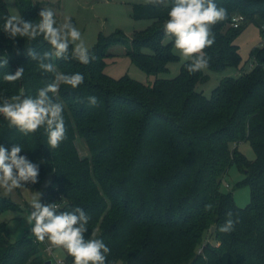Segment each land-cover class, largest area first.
I'll return each instance as SVG.
<instances>
[{"label": "trees", "instance_id": "16d2710c", "mask_svg": "<svg viewBox=\"0 0 264 264\" xmlns=\"http://www.w3.org/2000/svg\"><path fill=\"white\" fill-rule=\"evenodd\" d=\"M215 3L227 10V19L212 26L215 42L204 52L207 68L222 72L242 64L236 40L246 23L264 34V0ZM17 5L23 19L38 22L39 2L17 0ZM170 8L135 10L136 18H149L153 24L135 34L128 53L149 74L157 75L177 59L175 38L163 30ZM238 14L245 22L232 27ZM10 15L5 0H0V60L8 59L7 67L0 68V96L23 90L35 97L54 75L39 69L27 48L39 55L50 51V45L42 36L31 42L9 38L3 24ZM125 41L121 31L101 36L90 49L96 59L87 65L53 59L58 71L84 75L80 86L61 85L54 96L64 105L66 127V139L58 148L48 146L43 127L25 136L0 115V145L10 150L21 144L19 155L39 164L38 183L23 188L38 191L44 186L43 200L56 202L61 211L82 208L91 217L84 238L94 236L109 247L106 264H219L225 254L227 264H264V45L253 49L248 71L225 77L208 97L197 86L209 76L204 70L190 74V60L178 76L157 77L152 84L109 76L108 48ZM18 67L24 68L23 77L6 82L5 73L14 74ZM90 96L97 97L96 106L89 104ZM78 138L86 141L89 157L80 155ZM241 142L251 143L255 160L233 147ZM233 164L244 172L242 183L252 190L246 207H239L233 193L222 189ZM209 203L214 208L206 211ZM16 207L0 193V213ZM229 212L238 223L233 231L220 232ZM47 245L31 236L12 242L7 224L0 221V264H46L51 259ZM67 262L74 263L69 254Z\"/></svg>", "mask_w": 264, "mask_h": 264}, {"label": "clouds", "instance_id": "9594fccd", "mask_svg": "<svg viewBox=\"0 0 264 264\" xmlns=\"http://www.w3.org/2000/svg\"><path fill=\"white\" fill-rule=\"evenodd\" d=\"M148 5L168 7V19L163 30L166 35L173 36L174 47L185 59H190L187 71L195 73L208 67L209 58L204 49L211 47L215 36L211 28L216 23L227 19V10L218 7L215 0H145ZM11 5L12 0H8ZM38 22L26 21L20 15L4 17L3 32L11 39L20 37L31 42L43 37L50 45V51L37 54L28 47L27 55L38 62V67L44 73H52L51 83L38 89L35 97L20 94L11 97L0 96V115L8 121L9 127H16L25 136L35 133L41 127L47 135V144L51 149L58 148L66 139V127L63 117L64 105L54 99L61 85H69L73 89L84 82V75L77 72L65 74L57 70L53 59H75L83 65L96 59L82 39L81 32L74 26L70 17H65L62 23H57L55 13L49 8H43L38 13ZM8 65L5 56L0 60V68ZM24 68L18 67L14 74L5 73L6 82L20 80ZM52 94V95H50ZM92 106L98 104L97 97L87 98ZM23 146L13 144L11 149L0 145V189L5 195H10L16 189L29 184L38 183L39 164L33 163L26 156L19 155ZM40 193L30 202L28 224L31 233L38 241L46 239L50 245L61 247L74 258V264H106L110 253L103 240L84 238L91 217L85 211L76 207L71 211H61L56 203L42 204ZM214 208L212 203L205 206L206 211ZM229 219L220 226L219 231L229 233L235 224L232 213Z\"/></svg>", "mask_w": 264, "mask_h": 264}, {"label": "rangeland", "instance_id": "374dc122", "mask_svg": "<svg viewBox=\"0 0 264 264\" xmlns=\"http://www.w3.org/2000/svg\"><path fill=\"white\" fill-rule=\"evenodd\" d=\"M35 1L39 2L41 10L43 8L51 9L55 13V19L58 24L62 23L65 17H70L74 26L81 32L82 39L89 49L99 42L101 36L110 38L120 31L123 32L126 41L112 44L108 48L110 56L106 58L105 72L112 78L120 79L124 76H129L145 84H152L157 77L170 79L178 76L182 70V64L190 60L185 59L179 50L174 48L177 59L169 62L167 68L157 75L149 74L133 62L128 53L132 39L135 34L150 28L153 24V21L149 18H136L134 15L137 6H145L147 8L155 6L146 4L145 0ZM5 2L11 15L23 16L17 5V0H12L11 5H9L8 0H5ZM245 25L246 28L236 40L243 58L241 66H232L222 72L212 71L208 68L204 69L209 76L208 81L199 83L197 86V89L202 91L204 95L210 97L214 89L225 77H238L252 67L254 60L252 51L259 45H264V34L258 26L251 22ZM165 42H168V39ZM76 147L82 157L90 156L88 145L84 139L78 138ZM233 147H237L250 160L257 158L256 151L250 142L233 144ZM244 179V172L237 164H233L222 182L223 191L232 192L234 200L239 207H246L250 203L252 196L250 185L242 183ZM48 183L47 181L46 184ZM44 192V186L38 191H33L29 188H23L20 191L16 189L10 195H5L3 190L0 189L1 195L17 204L16 208L6 209L0 213V221L7 224L9 237L12 242H18L25 236L35 237L31 233L30 225L28 224L30 202L37 193H40V202L49 204L43 200ZM209 238L213 243L216 242L213 237L210 236ZM48 245H50L49 242ZM67 256L68 253L65 249L54 247L53 257L67 259ZM219 264H227L226 254L223 255Z\"/></svg>", "mask_w": 264, "mask_h": 264}, {"label": "built area", "instance_id": "2783aa9c", "mask_svg": "<svg viewBox=\"0 0 264 264\" xmlns=\"http://www.w3.org/2000/svg\"><path fill=\"white\" fill-rule=\"evenodd\" d=\"M244 22H245V16H243L241 14H238V15L234 16V18H233V20L231 22V26L232 27H239ZM53 249H54V246L47 245L46 252L49 255V257H51V259L53 260L54 264H68L67 259H63V258H60V257H53Z\"/></svg>", "mask_w": 264, "mask_h": 264}, {"label": "water", "instance_id": "95a60500", "mask_svg": "<svg viewBox=\"0 0 264 264\" xmlns=\"http://www.w3.org/2000/svg\"><path fill=\"white\" fill-rule=\"evenodd\" d=\"M211 231H212V232L215 231V227H214V226L211 228ZM46 264H54V262H53L52 259H49V260L46 261Z\"/></svg>", "mask_w": 264, "mask_h": 264}]
</instances>
